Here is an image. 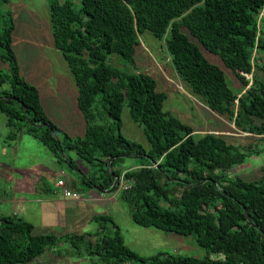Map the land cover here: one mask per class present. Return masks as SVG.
<instances>
[{
    "label": "trees",
    "instance_id": "16d2710c",
    "mask_svg": "<svg viewBox=\"0 0 264 264\" xmlns=\"http://www.w3.org/2000/svg\"><path fill=\"white\" fill-rule=\"evenodd\" d=\"M5 4L9 0H0ZM54 47L77 86V104L87 125L71 136L46 114L36 86L20 73L12 48L11 11L0 12V112L8 138L27 133L39 140L59 164L88 163L82 182L99 192L120 190L131 218L142 226L182 235L193 234L207 249L202 257L159 250L149 256L128 247L120 227L108 214L92 219L98 232L35 233L22 215L0 213V264H27L63 240L79 255L100 264H264V173L257 179L230 177L228 169L264 151V85L254 83L240 96L224 71L201 51L217 54L241 79L252 68L253 49L264 51V0H47ZM145 31L163 39L173 68L192 93L216 114L257 136L260 144L242 147L214 132L197 137L194 129L164 110L166 93L147 72H125L108 62L112 54L134 64L139 36ZM99 95V97H98ZM101 101L113 122L93 124L92 105ZM129 108L143 127L149 149L121 132V112ZM258 145V146H257ZM257 146V147H256ZM126 157L138 163L121 169ZM118 178L115 185V178ZM99 233V234H98ZM64 237V238H63ZM92 237L94 239H92Z\"/></svg>",
    "mask_w": 264,
    "mask_h": 264
},
{
    "label": "rangeland",
    "instance_id": "374dc122",
    "mask_svg": "<svg viewBox=\"0 0 264 264\" xmlns=\"http://www.w3.org/2000/svg\"><path fill=\"white\" fill-rule=\"evenodd\" d=\"M76 3L78 5V0ZM7 9L11 11L14 24L12 48L19 62L21 75L37 87L41 104L55 124L71 136L83 135L87 122L77 104V86L74 79L65 59L53 44L47 0H9L7 4L0 1V12ZM259 27L264 33L263 20ZM183 30L199 45L211 62L223 69L228 85L237 96L254 83L255 77L264 85V51L253 49L252 68L249 72H243L248 81L243 89L241 79L223 64L217 54L206 50L187 29ZM139 41L134 64L126 63L114 54L108 57V62L128 73L144 71L152 75L157 81V89L166 93L164 110L191 126L196 137L206 132H214L238 146L258 144L260 147L257 136L238 129L233 121L216 114L200 96L191 92L173 68L163 39L145 31L139 36ZM0 68L4 71L8 68L7 62L1 58ZM92 111L93 124L106 127L113 124L104 113L100 100L93 103ZM120 117L122 134L149 149L150 144L143 127L132 119L126 104ZM5 122L6 116L0 112V213L22 215L34 225L35 233H54L58 236L97 233L99 224L92 216L98 213L108 214L120 227L126 245L140 255L149 256L159 250L197 257L207 253L206 248L196 243L193 234L182 235L134 222L126 201L120 195V190L128 186L123 178L120 179V187L116 191L99 195L95 188L82 182V172L78 169L86 175L90 174L92 168L88 163L69 152L74 166L68 162L59 164L53 153L34 136L20 133L16 139L8 138V132L14 128H9ZM138 161L139 159L126 157L118 162V167L125 169ZM61 170L64 174L60 173ZM263 173L264 151L247 156L242 163L228 169L230 177L240 176L247 180L257 179ZM59 177H63L66 189L75 192L77 197L65 196L57 189L56 181ZM46 187L58 191V196H53L56 199L52 204L39 202L48 195L43 192ZM80 197L87 201L81 202ZM90 197L101 199L89 200ZM57 199L79 200L80 204L66 207L64 202L57 203ZM44 204L51 209L47 208L46 213H41L40 207ZM27 264L100 263L96 257H89L87 252L79 255L62 240L60 244L47 249Z\"/></svg>",
    "mask_w": 264,
    "mask_h": 264
},
{
    "label": "crops",
    "instance_id": "0c3cea01",
    "mask_svg": "<svg viewBox=\"0 0 264 264\" xmlns=\"http://www.w3.org/2000/svg\"><path fill=\"white\" fill-rule=\"evenodd\" d=\"M47 189H45V190H43V192L45 193L46 192V194H48V195H46L45 196V198H42V199H40V203H48V204H52V202H54L55 201V199L56 198H53V196H58V191H56V190H52V189H50L49 187H46ZM97 191V190H96ZM98 193H99V195H103V192H99L98 191ZM105 193V192H104ZM39 194H42V193H39ZM97 196H98V194H96ZM52 196V197H51ZM94 197H96V196H94ZM92 198V197H90L89 198V200H96V199H101L100 197H97L96 199L95 198ZM84 198H81L80 197V201L82 202V201H87V199H84ZM57 203H63L64 202V205L67 207H76V206H79V204H80V202H79V200H73V201H65V200H62V199H57V201H56ZM47 208H50L51 209V207H49V205L47 206L46 204H44V205H42L41 207H40V209L42 210L41 211V213H46L47 212Z\"/></svg>",
    "mask_w": 264,
    "mask_h": 264
},
{
    "label": "built area",
    "instance_id": "2783aa9c",
    "mask_svg": "<svg viewBox=\"0 0 264 264\" xmlns=\"http://www.w3.org/2000/svg\"><path fill=\"white\" fill-rule=\"evenodd\" d=\"M61 174H64V171L61 170L60 171ZM122 178V177H121ZM56 185H57V189L58 190H61L63 192V194L65 196H68V197H77L76 193L75 192H72L71 190L69 189H66V182L65 180L63 179V177H59L56 181Z\"/></svg>",
    "mask_w": 264,
    "mask_h": 264
},
{
    "label": "water",
    "instance_id": "95a60500",
    "mask_svg": "<svg viewBox=\"0 0 264 264\" xmlns=\"http://www.w3.org/2000/svg\"><path fill=\"white\" fill-rule=\"evenodd\" d=\"M117 179H118V178L116 177V178H115V181H114V185H115V183H116Z\"/></svg>",
    "mask_w": 264,
    "mask_h": 264
}]
</instances>
